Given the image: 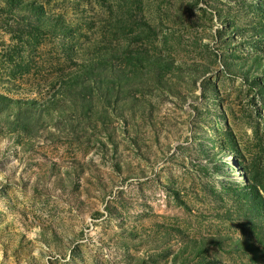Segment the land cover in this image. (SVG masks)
I'll use <instances>...</instances> for the list:
<instances>
[{
	"label": "rangeland",
	"instance_id": "obj_1",
	"mask_svg": "<svg viewBox=\"0 0 264 264\" xmlns=\"http://www.w3.org/2000/svg\"><path fill=\"white\" fill-rule=\"evenodd\" d=\"M0 264H264V0H0Z\"/></svg>",
	"mask_w": 264,
	"mask_h": 264
}]
</instances>
